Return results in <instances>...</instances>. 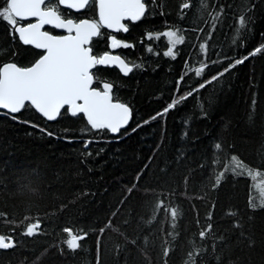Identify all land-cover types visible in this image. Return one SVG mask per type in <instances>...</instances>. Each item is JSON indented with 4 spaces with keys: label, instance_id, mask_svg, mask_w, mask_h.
<instances>
[{
    "label": "trees",
    "instance_id": "obj_1",
    "mask_svg": "<svg viewBox=\"0 0 264 264\" xmlns=\"http://www.w3.org/2000/svg\"><path fill=\"white\" fill-rule=\"evenodd\" d=\"M60 15L91 18L94 0ZM121 41L133 71H92L132 110L117 137L66 109L50 122L29 104L0 112V237L14 243L0 264H264V0H147ZM41 53L0 18V66Z\"/></svg>",
    "mask_w": 264,
    "mask_h": 264
},
{
    "label": "water",
    "instance_id": "obj_2",
    "mask_svg": "<svg viewBox=\"0 0 264 264\" xmlns=\"http://www.w3.org/2000/svg\"><path fill=\"white\" fill-rule=\"evenodd\" d=\"M45 1L9 0L14 15L17 16L13 31L17 27L14 33L18 40L42 53L31 66L20 67L19 71L8 67L13 62L4 63L0 67V99H7L14 93L17 97L24 98L25 104L34 102L35 106L45 109L49 105H64L61 110L66 109L70 116L72 115L69 111L73 109L80 112L76 116L82 115L90 127L89 118L94 123L112 122L121 113L116 103L119 101L113 100L112 88L109 91L107 82H103L100 89L93 87L92 71L96 65L113 62L119 56L108 53L94 56L90 43L97 37L100 27L86 18L78 21L63 19L54 10L44 9ZM88 1L58 0L61 7L75 13L84 10ZM96 7L99 24L108 32H118L124 25L123 21L134 17L139 10L136 0H96ZM19 17L25 19L21 20ZM26 21L29 22L23 24ZM23 38H27L29 42L23 43ZM107 66H113L120 72L118 65ZM120 74L125 75L121 72ZM13 76L16 77L15 88L10 81ZM0 110L10 113L3 108ZM37 114L50 122L41 113ZM108 132L110 135L118 134ZM5 242L12 243V239Z\"/></svg>",
    "mask_w": 264,
    "mask_h": 264
},
{
    "label": "snow or ice",
    "instance_id": "obj_3",
    "mask_svg": "<svg viewBox=\"0 0 264 264\" xmlns=\"http://www.w3.org/2000/svg\"><path fill=\"white\" fill-rule=\"evenodd\" d=\"M5 3H6V6L0 7V18H2L5 22L9 23L10 25L15 26L17 24V20H16L17 16L14 15L13 9H12L11 5L9 4V0H5ZM136 4H137L138 9H139L138 12L136 13V15L134 17H129V19L133 22L139 21L145 14V4L142 3L141 0H136ZM184 7H188V5L185 4ZM19 18L21 20L25 19L24 17H19ZM240 23H241V25H243L244 20L241 19ZM16 28L14 29L15 32H16ZM121 29L125 32L128 31V28L125 24L122 26ZM121 29H119V30H121ZM163 35L167 36L169 38V43L173 47L177 44H180L184 39L183 36H178L175 31H166L163 33ZM28 42H29V40L27 38H23V43L27 44ZM119 46H121V41H119L114 47L118 48ZM123 46L124 47H130V45H128V44H124ZM149 51H151V49H149ZM260 51H261V48L258 47L255 50V52L249 53V56L255 55V54L259 53ZM164 55L165 56H174L173 48L169 47L168 50L166 52H164ZM247 59H248V56H245L242 59H237L235 61V64L236 65L242 64ZM99 65H102V66L103 65H118L120 72L125 74V75H127L133 71V66H130L129 63H126L124 59H121V57H117L113 62L102 63ZM233 66L234 65L229 64V68L225 69L224 71L225 72L229 71L230 68ZM8 67L11 69H14L16 71H19V69H20V67H18L15 63H9ZM135 67H140V65H135ZM197 75H199V72H197ZM217 79H218V77H216V76L212 77V81H215ZM10 81H11L12 87L15 88L16 77H14V76L10 77ZM212 81H207L205 84H201L199 87L202 89L206 86L207 83H211ZM106 87L110 91V89L113 87V85L110 83H107ZM195 91H197V90L194 89L192 92L187 93V97H191ZM187 97L181 96V97H179V99H174L172 101V103H169L167 105V107H165L163 109V112L158 113L157 116L166 115L169 110L173 109L176 105L180 104ZM110 100H111V97H110ZM116 103L119 105V107L121 109V113L118 116V118L114 119L112 122H101V123H94L91 120V118H89L88 123L91 125L92 129H99V130L107 129L108 131H110V133L116 134V133H119L121 131V129H123L124 127H126L129 124L130 117L132 115V110L130 109L129 105H127L125 103H121V102H116ZM30 104L32 107L35 108V110L37 112L41 113L44 117H46L50 121L55 120L57 118V116L60 115L61 109L64 107V105H49L48 108L45 109V108H41L39 106H35L34 102L30 103ZM0 108L8 110L10 113H13V114L18 113L22 109L25 108L24 98L17 97L13 93L7 99H0ZM69 112L71 113L72 116H76L77 113H80L74 109L69 111ZM13 118L15 119V117H13ZM156 118L157 117H153L152 119H156ZM148 122L149 121H145V123H148ZM132 131L135 132L136 129H132ZM48 134L51 135V133H48ZM87 144H88V142L85 141L86 147H87ZM215 147L217 149H219L221 147V145L219 143H217L215 145ZM36 227H38V225ZM27 234L32 235L33 232L30 231ZM201 235L203 236V233H201ZM84 238H86V237L85 236H82L79 238L73 237L72 239L67 241V244H68L70 249L75 250L76 248L79 247L78 240L84 239ZM12 246H13V244L11 242L6 243L5 239L3 237H0V249L10 248ZM98 264H99V261H98Z\"/></svg>",
    "mask_w": 264,
    "mask_h": 264
},
{
    "label": "flooded vegetation",
    "instance_id": "obj_4",
    "mask_svg": "<svg viewBox=\"0 0 264 264\" xmlns=\"http://www.w3.org/2000/svg\"><path fill=\"white\" fill-rule=\"evenodd\" d=\"M91 2V0L88 1V4ZM143 3L146 4L147 1H142ZM87 4V5H88ZM86 5V6H87ZM43 8L44 9H50V10H54L55 12H57L59 14V16L61 18H63L61 15H60V12L65 10V11H70L72 12L75 16H77V14H80L79 13H75L73 11H71L70 9H67V8H63L59 5V2L58 0H46L44 3H43ZM94 8H95V16L91 17V18H88V17H78L77 18H72V17H66V18H63V19H73L74 21H78L80 19H83V18H86V19H90L92 21H94L97 25H99V20H98V15H97V7H96V0H94ZM146 11V10H145ZM29 21H26L24 22L23 24H26L28 23ZM137 21L133 22L131 21L130 19H126L123 21V24H125L127 26V28L129 27V25H132L134 23H136ZM100 28L102 29V27L100 26ZM48 30V29H46ZM50 31V30H49ZM53 31V30H51ZM50 31V32H51ZM107 32V31H106ZM128 32V31H127ZM127 32H123L121 30H119L118 32H107L108 36H107V45H108V48L107 50L105 51V53H108V54H112V55H117L119 57L122 58V56H120L117 51H118V48H115L114 47V44L116 45L119 41H121V35H125ZM54 34H57L55 31L53 32ZM99 34V33H98ZM22 44V43H21ZM125 44H128V45H131V43L127 42L125 40ZM24 45V44H23ZM121 46H122V41H121ZM104 54V53H103ZM102 55V54H101ZM100 55V56H101ZM99 57V56H98ZM123 59V58H122ZM102 67H108V68H113V66H102ZM122 75V74H121ZM124 76V75H123ZM102 84V83H101ZM111 84V83H110ZM101 88V87H100Z\"/></svg>",
    "mask_w": 264,
    "mask_h": 264
},
{
    "label": "bare ground",
    "instance_id": "obj_5",
    "mask_svg": "<svg viewBox=\"0 0 264 264\" xmlns=\"http://www.w3.org/2000/svg\"><path fill=\"white\" fill-rule=\"evenodd\" d=\"M98 26L100 27V24H99ZM29 46H30V45H29ZM31 47H32V46H31ZM111 55H112V54H111ZM116 56H117V55H116ZM35 61H36V60H35ZM35 61H34V62H35ZM9 62H11V61H9ZM34 62H33V63H34ZM5 63H8V62H5ZM13 63H14V62H13ZM33 63H32V64H33ZM3 64H4V63H3ZM3 64H2V65H3ZM32 64H31V65H32ZM2 65H1V66H2ZM16 65H17V64H16ZM31 65H30V66H31ZM1 66H0V67H1ZM17 66H18V65H17ZM106 66H107V65H106ZM28 67H29V66H28ZM109 67H110V66H109ZM107 83H108V82H107ZM113 100H114V99H113ZM115 101H116V100H115ZM25 105H26V104H25ZM29 105H30V104H29ZM30 106H31V105H30ZM31 107H32V106H31ZM32 109H33V108H32ZM33 110H34V109H33ZM34 111H35V110H34ZM0 112L6 113V114H9V115H15V114H10V113L5 112V111H2V110H0ZM35 112H36V111H35ZM36 113H37V112H36ZM38 115H39V114H38ZM39 116H40V115H39ZM42 118H43V117H42ZM45 120H46V119H45ZM46 121H47V120H46ZM88 126H89V125H88ZM124 130H125V129H124ZM121 131H123V130H121ZM121 131H120V132H121ZM120 132H119V133H120ZM119 133L116 134V135H111V136H113V137H117V136L119 135ZM7 238H8V237H7ZM76 238H79V237H76ZM13 241H14V240H13ZM13 244H14V243H13Z\"/></svg>",
    "mask_w": 264,
    "mask_h": 264
},
{
    "label": "rangeland",
    "instance_id": "obj_6",
    "mask_svg": "<svg viewBox=\"0 0 264 264\" xmlns=\"http://www.w3.org/2000/svg\"><path fill=\"white\" fill-rule=\"evenodd\" d=\"M262 200H264V195H263V199ZM260 202H261V200H260Z\"/></svg>",
    "mask_w": 264,
    "mask_h": 264
}]
</instances>
